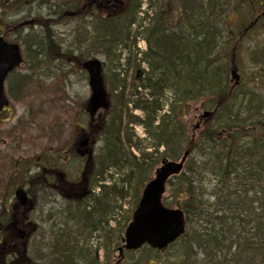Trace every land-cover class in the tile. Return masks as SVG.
<instances>
[{
    "label": "trees",
    "instance_id": "16d2710c",
    "mask_svg": "<svg viewBox=\"0 0 264 264\" xmlns=\"http://www.w3.org/2000/svg\"><path fill=\"white\" fill-rule=\"evenodd\" d=\"M36 22L44 31L42 36L34 34L30 38L31 43L27 44L30 50L32 46L42 48L47 42L49 45L54 43L49 30L51 21L38 17ZM132 24V21L126 22L124 29L131 31ZM161 26L146 33L150 48L144 59L150 65L146 78L149 77L151 82L145 79L142 88L147 94L138 101L130 97L133 107L143 110L146 119L133 120L132 116L124 114L129 102H122L120 111L108 125L105 145L99 154L97 173L108 172L110 184L116 182L115 175L120 176L118 186L115 185L121 190L113 192L112 187L104 186L95 205L92 204L95 197L79 205L81 214L77 213L78 218L70 217L65 223V227L72 223V230L58 229L42 247L44 264H98L97 258L92 263L87 261L88 257L93 258L87 241H94L91 237L94 232L103 233L106 239L109 237L108 223L115 220L116 209L122 210L121 206L115 209L107 206L109 199L120 197L124 201L132 192L134 200H139L142 188L152 178L159 160H177L186 150L191 151V157L184 172L170 181V205L167 201L169 206L183 209L187 216L189 231L183 237L185 245L180 250L182 255L178 256V264H264V98L257 90L239 92L242 86L231 90L229 71L239 67L232 58L226 61L213 56L212 49L218 40L213 28L209 35L205 23L203 35L188 31L186 48H182L181 42L176 44L171 37L168 41L157 31L163 29ZM190 26L196 31V23ZM119 29H122L119 25L107 26L109 31L100 40V47L105 48L108 57L119 46L135 47V42L130 40L131 33L130 37L120 35ZM140 33L138 31L133 37ZM98 47L92 48L99 52ZM58 53L57 47L53 46L50 54L56 56ZM119 57L115 60L117 66L120 65ZM257 64L264 66L260 59L255 62ZM31 82V76L21 78L16 84L17 92H22ZM131 84L128 80V85L122 86L124 99L131 92ZM168 101H171L170 115L161 116L164 103ZM197 104L212 110L213 116L192 140V133L183 118H188ZM125 117H128L126 125ZM131 123L144 124L149 140L154 142L150 144L154 145L152 154L141 152L140 159L131 154V147L124 140L131 134L128 132ZM161 147L165 151L159 154ZM155 155L158 156L154 159ZM146 158L150 159L149 164L145 163ZM214 179L215 185L211 189ZM29 183L30 186L34 184L33 194L45 190L46 182L41 175H34ZM228 212L230 214L225 216ZM15 217L14 214L7 217L4 208L0 207V235L3 230L13 231ZM79 243H84L85 248L80 250ZM194 246L205 253L204 262L197 260ZM109 247L107 245V249ZM39 252L37 246L32 257L38 256Z\"/></svg>",
    "mask_w": 264,
    "mask_h": 264
},
{
    "label": "rangeland",
    "instance_id": "374dc122",
    "mask_svg": "<svg viewBox=\"0 0 264 264\" xmlns=\"http://www.w3.org/2000/svg\"><path fill=\"white\" fill-rule=\"evenodd\" d=\"M70 1L40 0L30 5L24 3V9L17 10L19 8V1L12 0L13 6L7 9V14L3 17L4 21L0 22L6 25L1 24L0 26L7 33V39L19 43L24 55V64L6 83V92L10 105L5 112L0 114V207L4 208L7 217L12 214L14 191L18 187L28 190L35 196L33 198L37 199L35 209L32 212H27L26 216H22L23 212H21V217L16 220L15 224V228H18L19 224L22 228H30L32 230L30 231L32 232L31 239L27 246V259H30L35 254L36 245L41 240L48 243L52 234L58 229L67 228L66 230L70 232V229L73 228L72 223L70 224L69 222L68 227H65L64 223L68 222L69 215L78 211V206L81 205L73 201H65L59 195H55L47 190L42 191L41 195L38 192L33 194L34 184L30 186L29 183V179L34 175L39 177L41 172L45 174L52 173L54 169L63 172L72 182L78 181L82 162L77 159L66 162V148L70 147L76 128H86L89 125L90 119L86 111L84 113V106L91 96L88 75L81 69V64L78 63L81 60L84 61L91 58H97L102 63H105L104 68L106 70L104 75L109 79L107 89L111 95L112 108H115L114 111L116 109L117 112L120 111L122 102L124 103L125 101L119 94L120 89H117V83L114 81V75L117 72L112 67L111 61L115 60V56L120 55V65H126L128 55H123L120 52L119 46L114 51V54L111 55V58H103L102 55L97 54L94 48L78 41L82 35L79 30L81 26L78 27L76 21L64 22L60 20L49 29L56 36L57 46L60 48L59 56L56 55L53 59H48L45 55H39L37 57L40 63L39 66L34 70L29 69L31 55L27 54L26 45H24L26 37L31 32L42 36L44 29L38 26H35L33 29L25 27L21 30H15L14 28L23 21L35 19L37 15L46 16L50 14L49 7L54 8L57 4L65 3L67 6L65 9L68 10V2ZM238 1H235L234 8L241 5L238 4ZM15 2L16 4H14ZM155 4H157V1H155ZM247 13V9H241L239 14H236L233 9L229 17L226 16L221 19L223 37L222 43L216 52V58L226 61L231 58L232 60H236L241 83L244 85L239 92L246 90L245 85H248V89L257 90L264 98V66L255 65V62L260 59V55L264 53V30H256L247 35V37H244L240 30L244 25L243 19L247 18ZM54 18L55 21L58 19L57 16ZM236 18L238 22L235 20ZM7 23L9 24L8 27ZM135 28L131 27V29ZM78 31L80 33H76ZM140 45L144 49L145 45L143 43ZM138 56L140 57V55ZM112 62L116 65L115 61ZM29 75L33 77L32 83L22 92L16 94V84L18 81L22 77ZM9 82L15 85L14 93L18 98L12 97L10 92L8 94ZM170 103L171 101L165 103V110L161 113V116L170 115ZM201 106V104L194 106L190 116L185 120L189 132L192 134L193 127L198 124L202 113L204 111H211L205 110ZM133 114L139 117V119H143L142 112L135 111ZM155 126H157V123ZM133 129L135 130V134L141 138L146 135L145 130L141 126H136ZM94 130L101 132L100 124H96V129L94 128ZM144 142L146 147L154 144L153 140L150 141L149 138H146ZM100 147H102V143L97 144V154L101 153ZM119 179L120 176L115 175V183L117 185L119 184ZM94 191L96 196L100 195L98 189ZM67 194L68 192L64 193L66 196ZM10 202L11 204H8ZM133 203L134 195L131 192L122 203V210L116 209L115 220L111 219L108 223L107 234L109 233V237L122 229L121 226L124 225V222L128 218ZM118 207L119 205L117 207L112 206L111 208L115 209ZM14 234L16 235V233L9 232L7 234L9 237L6 236V240L10 239L12 241L10 242L14 245L12 246L8 242L6 246H3L5 253L9 247L16 250L13 252H18L20 248L21 244H16L12 239ZM99 235L100 233L96 234L94 232L91 235L94 241H87L91 250L108 245L109 237L106 239V235L101 233V238H99ZM182 243L170 247L163 255L147 251L140 254L141 258L134 255L135 258L133 259L132 255L126 254L125 260L121 264H176L178 263V256L182 255V252H180L181 247H179ZM39 249L38 256L31 258L34 264H44L42 256L45 252H42V255L41 248ZM194 249L199 252L197 247ZM104 253L105 251L103 250H100L98 253L101 261ZM116 259L115 253V256L112 259L110 258L109 264H113ZM197 259L200 262H204L205 255L199 252ZM22 263H26L25 260ZM3 264H5L4 261Z\"/></svg>",
    "mask_w": 264,
    "mask_h": 264
},
{
    "label": "water",
    "instance_id": "95a60500",
    "mask_svg": "<svg viewBox=\"0 0 264 264\" xmlns=\"http://www.w3.org/2000/svg\"><path fill=\"white\" fill-rule=\"evenodd\" d=\"M21 63L22 57L19 46L9 45L5 43L3 38H0V113L4 107L8 106L4 91L5 79ZM84 69L89 74L92 91L90 112L95 115L98 110L108 107L103 88L101 63L97 60L88 61L84 64ZM232 77L239 80L235 71L232 72ZM210 116V113L204 114V118ZM88 144L89 141L85 140L81 146L88 147ZM188 156L189 152H186L180 163L163 161L162 167L156 172L155 179L145 188L139 206L133 214V220L125 235L126 249L137 250L146 243L153 248L164 249L184 233L183 212L163 208L161 199L165 192L166 182L170 177L181 173ZM16 197L21 205H27L28 197L23 190H18ZM120 252L122 254V250Z\"/></svg>",
    "mask_w": 264,
    "mask_h": 264
},
{
    "label": "flooded vegetation",
    "instance_id": "af4514ba",
    "mask_svg": "<svg viewBox=\"0 0 264 264\" xmlns=\"http://www.w3.org/2000/svg\"><path fill=\"white\" fill-rule=\"evenodd\" d=\"M124 6H119L116 0H83L80 1L79 4L75 5L72 10V15L76 18H82L95 21H113L117 19H122L127 16L133 17L136 21L133 26L136 27L133 31H120L119 34L127 35L130 37V33L132 35L131 39L135 42V46L141 50L143 48L141 43L145 45V52H141L140 56H144L149 51V39L146 37L144 33L145 25H144V16L148 13V20L151 21L156 19L158 16V12L160 11V7L155 4L156 0H123ZM224 1V0H223ZM236 0H230L228 3V12L222 14L221 19L224 17H229L232 10L239 14L241 9H247V18L243 19L244 25L241 27V34L243 33L244 37H247L250 33L254 31L264 30V0H239L238 4H241L239 7L234 8ZM147 5V9H146ZM174 5V6H173ZM165 15L169 20L167 26L170 27L166 30L160 29L157 30L163 37H167L168 41L170 37L174 39L177 44V35L181 36L179 42H181L182 48H186V37L187 32L192 31L194 34L203 35L205 29H203L204 23L207 25V34H210V28H218L221 27L219 23L220 19V11L221 9L225 11L224 8H220V0H165ZM179 6L180 8V19L178 22V14L176 13V8ZM155 7L157 8L155 10ZM132 12V13H130ZM152 13V15H151ZM155 13V14H154ZM174 18V22L171 19ZM187 18L193 21H196V31L193 30L192 27H188ZM204 20L206 22H204ZM237 20V18L235 19ZM238 22V20H237ZM138 24V25H137ZM141 24V25H140ZM102 24L100 25V29ZM155 23L153 25V29L156 31ZM96 29L100 30L98 27ZM89 30H92V27L89 26ZM141 32L137 35L136 39H132L133 35L137 32ZM98 32V31H97ZM173 32L176 33L173 36ZM218 44V41H217ZM219 46H215L213 51L217 52ZM142 56V57H143ZM140 74V73H139ZM145 77V74L138 76ZM61 182H66L65 179H61Z\"/></svg>",
    "mask_w": 264,
    "mask_h": 264
},
{
    "label": "bare ground",
    "instance_id": "6f19581e",
    "mask_svg": "<svg viewBox=\"0 0 264 264\" xmlns=\"http://www.w3.org/2000/svg\"><path fill=\"white\" fill-rule=\"evenodd\" d=\"M145 29V31H144V34L146 35V33H148L149 32V34L151 33V31H154V29L151 27V28H144ZM133 31L135 30V29H132ZM142 32V31H141ZM131 37H132V35H131ZM146 37H148V36H146ZM134 38V37H133ZM134 39H136V37L134 38ZM115 46V45H114ZM113 46V47H114ZM112 47V48H113ZM120 52L123 54V55H128V57H127V59H126V65H119V66H117V65H114V62H112V61H115L116 60V58H117V56H115L114 58H115V60L113 59L112 61H111V63H112V67L114 68V70L116 69V71L115 72H117V73H115V78H114V81L117 83L116 85L118 86V85H120L121 86V89L119 90V94L122 96L123 95V93H124V89L122 90V86L123 85H125V84H127L128 85V80H129V82L133 79V75L135 74V72L136 73H141V71L142 70H145V73L144 74H148L149 73V71H150V65H149V62L148 61H146V59H144V57H145V55H147V54H145L143 57L142 56H138V55H140L141 54V50H139L136 46L133 48L132 47V49L130 48V47H122V46H120ZM183 58H184V56H183ZM120 59H121V56L119 57V61H120ZM122 61H124V60H122ZM120 64V63H119ZM131 73V74H130ZM151 82V80H150V78L149 77H147L146 78V81L149 83V81ZM143 82L142 81H140V80H138V79H135L134 81H133V83L131 84V86H129V89L130 90H133L137 95H138V97L139 98H143V97H145L146 96V94H147V91H146V93H145V95L144 96H140V90L142 89V90H144L142 87H143ZM124 87V86H123ZM120 88V87H119ZM118 88V89H119ZM150 92V91H149ZM125 94V93H124ZM123 97V96H122ZM150 98V97H149ZM132 100H135V99H133L132 98ZM131 100V101H132ZM133 103V102H132ZM164 105H165V103H164ZM124 136V135H123ZM124 140L126 141L127 140V145L129 146V147H136V148H146V145L144 144V143H142V142H140V141H138L133 135H132V133L125 139L124 138ZM124 140L122 141L123 143H124ZM130 152H131V148H130V150H129ZM131 154L133 155V153L131 152ZM145 163L146 164H149L150 163V159L149 158H146V160H145ZM107 174H108V172H106L105 174L104 173H102L101 174V178H100V181L101 182H106V181H108V177H107ZM115 184V183H114ZM118 186V185H117ZM112 190L111 191H113L114 192V190L116 189L118 192H120V188H118V187H112L111 188ZM130 189V188H129ZM99 197L100 196H96L93 200H92V204L93 205H95L96 204V202L97 201H95V200H98L99 199ZM120 202V204H118ZM124 201L123 200H121V198L119 197V198H112V199H109V201L106 203V205L107 206H109V207H117L118 205L119 206H121L122 205V203H123ZM92 209V206L90 205V207H89V211ZM77 213H78V215H80L81 214V212L79 213L78 211H76L75 213H71L70 215H69V219H70V217L74 220V219H76V218H78L77 216ZM77 215V216H76ZM72 230V229H71ZM97 234V233H96ZM99 238H101V235H99ZM85 248V245H84V243H79V249L80 250H82V249H84ZM92 252H93V258L92 257H88V259H87V261H88V263H92V261H93V259L95 258H97L98 257V249H94V250H92Z\"/></svg>",
    "mask_w": 264,
    "mask_h": 264
}]
</instances>
